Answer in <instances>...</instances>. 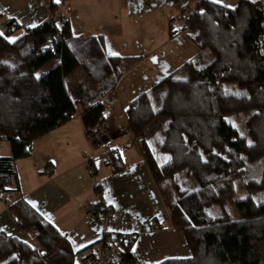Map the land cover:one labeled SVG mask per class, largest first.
Returning <instances> with one entry per match:
<instances>
[{
    "label": "trees",
    "instance_id": "trees-1",
    "mask_svg": "<svg viewBox=\"0 0 264 264\" xmlns=\"http://www.w3.org/2000/svg\"><path fill=\"white\" fill-rule=\"evenodd\" d=\"M50 15L23 33L13 19L0 31V142L11 149L0 156V194L12 193L15 163L31 155L36 140L78 114L89 136L104 123L103 100L136 65L108 55L104 36H76L54 4ZM187 17L198 54L126 111L172 225L191 251L159 264H264V5L201 0ZM178 33L172 29L170 37ZM80 70L84 78L75 80ZM108 165L125 169L118 154ZM238 182L246 195L235 198ZM93 205L112 216L108 206ZM9 210L26 238L0 231V264H80L66 237L25 199ZM106 241L122 248L124 264L133 263L134 236L108 233L99 244Z\"/></svg>",
    "mask_w": 264,
    "mask_h": 264
},
{
    "label": "crops",
    "instance_id": "crops-1",
    "mask_svg": "<svg viewBox=\"0 0 264 264\" xmlns=\"http://www.w3.org/2000/svg\"><path fill=\"white\" fill-rule=\"evenodd\" d=\"M144 1L59 0L56 3V0H0L1 28L11 19L20 25V33L35 28L50 18V6L54 4L56 14L71 22L76 36H104L108 55L116 53L115 56H121L122 47H135L140 43L146 53L141 62L123 74L112 95L103 100L105 122L125 169L114 172L113 167L103 160L105 150L92 148L95 142L86 132L82 120L74 117L36 140L31 155L15 163L17 178L11 185L12 193H8L10 197L13 195L12 199L0 195V231L6 235L18 234L9 205L25 199L66 237V248L79 253L80 263L86 257L98 254L99 243L108 233L134 236L129 251L132 264H159L164 260L191 256L184 232L172 225L140 145H131L135 135L130 130L126 111L137 96L162 77L181 68L186 61L194 59L199 50L189 39L184 25L173 38L170 35L165 38L164 32L157 29L162 18H155L148 11L144 13L141 8ZM149 1L155 7V0ZM132 7L136 10L129 13ZM124 11L129 13L128 16H124ZM167 18L173 21L176 17L172 14ZM160 42H181L173 55V58L181 55L180 61L174 67L163 65L161 75L158 69L145 70L147 61L155 53L153 51L160 49L157 47L149 52L148 46ZM185 57L184 63L181 59ZM7 144L0 142V156L11 154L10 145L5 146ZM92 158L93 169L89 166ZM98 203L113 212L105 221L86 211L87 205Z\"/></svg>",
    "mask_w": 264,
    "mask_h": 264
},
{
    "label": "rangeland",
    "instance_id": "rangeland-1",
    "mask_svg": "<svg viewBox=\"0 0 264 264\" xmlns=\"http://www.w3.org/2000/svg\"><path fill=\"white\" fill-rule=\"evenodd\" d=\"M201 0H155L156 4L155 7H153L150 3L149 0H145L144 2H142L141 8H143L144 13L148 11V13H152V15H154V17L161 19L162 21L159 24V27L157 29H159V31L161 30V32H164V36L165 38L170 35V32L172 29H175L176 31H180V29L183 28V25L185 24V22L187 21V16H189V14L194 10V8L197 6L198 2ZM215 3L217 2V0H212ZM253 1H258L259 3H262L264 5V0H253ZM239 0H219L220 4L226 5L227 7H236L238 5ZM181 5V6H180ZM184 9V12H183ZM135 11L134 8L132 7V9L129 11L132 12ZM178 12V13H176ZM183 12V13H182ZM127 11H124V16H128L129 14ZM132 14V13H131ZM134 14V13H133ZM172 14H174V16L176 17L175 19L172 20V18H167V15L170 17L172 16ZM51 17V15H50ZM153 17V16H151ZM50 19V18H49ZM48 19V20H49ZM163 25V26H162ZM172 27V29H171ZM0 31H2V28L0 27ZM188 42H190L188 39H186ZM166 43V42H165ZM164 42H160L157 45H153L148 46V51L152 52V49L155 50L158 48L157 51H153L155 52L147 61L145 70L148 72H152L153 68L154 69H158V74L161 75L162 72L164 71L161 70V68H163V65L167 64L168 66H172L174 67L175 64H177L180 59L179 57H175L173 58L174 55V50L176 49L177 45H181V42H175L174 44H165ZM184 45V44H182ZM155 46V47H154ZM193 46V45H192ZM193 50L194 48L191 47ZM120 49V48H119ZM123 51V57H125V59H127L128 63H139L141 62L143 56L146 54L143 50H142V44H137L134 46H131L129 48L126 47H122L121 48ZM197 49V48H196ZM196 51V50H194ZM122 53V52H121ZM126 53V54H124ZM127 55V56H126ZM192 57V56H191ZM190 57V58H191ZM188 58V59H190ZM181 60H183L182 62L185 63L186 61V57L182 58ZM53 64H49L47 65L44 70H48ZM177 66V65H176ZM161 70V71H160ZM84 72L82 70H80L78 72V75L75 77V80L80 79V78H84ZM163 78V77H162ZM160 80V79H159ZM77 118L81 119V114H78L76 116ZM233 118V116H232ZM230 118V119H232ZM82 120V119H81ZM132 147H139L140 142L137 141V138L133 137V142H132ZM5 146H9L8 144ZM131 147V146H130ZM92 148H102L96 145L93 146ZM0 154H2V150H0ZM236 197H244L246 195L245 191L242 188V185L240 182H238L236 184ZM12 196L10 197V194L8 195V193H2L1 197L2 198H7V199H12ZM14 199V198H13ZM227 209L231 214H236V210H235V205L233 204V202H228L227 204ZM18 237H21L23 239L26 238V236L23 233H18L17 234Z\"/></svg>",
    "mask_w": 264,
    "mask_h": 264
},
{
    "label": "built area",
    "instance_id": "built-area-1",
    "mask_svg": "<svg viewBox=\"0 0 264 264\" xmlns=\"http://www.w3.org/2000/svg\"><path fill=\"white\" fill-rule=\"evenodd\" d=\"M50 19L52 18L50 17ZM60 21V17L55 18L56 23H59ZM90 138L93 142L96 143L97 146L102 147L105 150L103 160L107 164H111L112 154L117 155L118 150L114 148V138L112 136L108 124L104 122L94 128L93 132L90 134ZM130 146L131 145L126 144V147L130 148ZM89 161L93 164L94 158ZM86 211L89 214H92L94 216H97L99 219H102V221L107 220L110 215V213L106 212L104 208L97 207L93 204L87 205ZM80 264H124V257L118 250L114 249L112 244L106 241L104 244L101 245V249L98 254L86 257L84 260L81 261Z\"/></svg>",
    "mask_w": 264,
    "mask_h": 264
},
{
    "label": "snow or ice",
    "instance_id": "snow-or-ice-1",
    "mask_svg": "<svg viewBox=\"0 0 264 264\" xmlns=\"http://www.w3.org/2000/svg\"><path fill=\"white\" fill-rule=\"evenodd\" d=\"M217 2H219V0H217ZM56 3H59V0H56ZM0 35H2V33H0ZM113 55H116V53H112ZM133 251H135V249H133Z\"/></svg>",
    "mask_w": 264,
    "mask_h": 264
}]
</instances>
